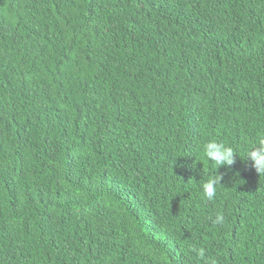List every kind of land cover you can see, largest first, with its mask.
<instances>
[{"label":"trees","instance_id":"obj_1","mask_svg":"<svg viewBox=\"0 0 264 264\" xmlns=\"http://www.w3.org/2000/svg\"><path fill=\"white\" fill-rule=\"evenodd\" d=\"M261 132L264 0H0V264H264Z\"/></svg>","mask_w":264,"mask_h":264},{"label":"clouds","instance_id":"obj_2","mask_svg":"<svg viewBox=\"0 0 264 264\" xmlns=\"http://www.w3.org/2000/svg\"><path fill=\"white\" fill-rule=\"evenodd\" d=\"M203 153L206 160L211 162L216 170L221 167H231L236 162L235 158L237 157L233 147L215 140H210L203 145ZM244 161L249 163L258 175L264 174V132L259 133L255 141L248 146ZM221 180L222 176L214 175L202 184L203 196L207 200L211 201L214 199L217 186L220 185ZM213 223L222 225L224 216L217 214ZM194 251L198 258H204L203 249Z\"/></svg>","mask_w":264,"mask_h":264}]
</instances>
